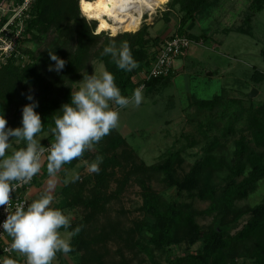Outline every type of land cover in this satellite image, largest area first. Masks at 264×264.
I'll list each match as a JSON object with an SVG mask.
<instances>
[{
	"label": "rangeland",
	"instance_id": "obj_1",
	"mask_svg": "<svg viewBox=\"0 0 264 264\" xmlns=\"http://www.w3.org/2000/svg\"><path fill=\"white\" fill-rule=\"evenodd\" d=\"M159 1L158 9L153 14L144 12L141 21V25L146 23L150 29H160L162 26L163 31H169L164 39L160 38V45L154 48V52L161 49L162 41L174 34L181 18L177 10H172L165 16L166 2L161 0V4ZM12 2L15 3L13 0L1 1L0 17L2 6ZM251 2L252 0H221L208 15L189 24L186 28V34L192 42L189 49L198 53V57L190 54L189 61L200 58L201 63L189 66L184 73L164 78L155 86L141 89L144 99L139 107L130 104L127 108L119 109L112 105L120 113L119 126L114 130L123 139L124 145L112 151L108 146V138H103L93 149L88 150V159L79 160L71 170L63 168V175L67 178L64 185L72 183L73 176L78 174L80 178L76 180L77 193L88 202L95 198L97 203L91 206L92 209L67 207L61 211L70 216L71 225L83 224L87 241H84L83 246L94 244L99 248L96 252L101 253L99 259L86 250L78 255L68 254L64 264H170L185 262L188 255L199 251L201 244L188 246L184 242H177L165 252L155 251L149 244L151 236L147 232L154 220L146 213V209L156 201L159 209L164 211L173 200L181 207L185 206V212L194 215L195 222L201 228L207 230L215 224V214H205L210 203L186 193L176 197L174 189L165 180L162 169L165 162L173 156L177 179L183 180L208 155L218 162L229 163L231 149L218 148L212 152L207 145L221 138L231 112L241 122L244 116L240 108L261 110L264 107V79L258 83L254 77L261 76L264 71V61L260 54L264 51V7L250 21L247 34L237 32L244 26ZM80 13L86 21H96L95 34L103 32L97 19L85 17L81 9ZM156 31L150 30V36L155 37ZM135 32L122 29L117 33H103L108 37H115ZM201 35L208 37L204 40V46L198 45L203 43L200 41ZM17 50L19 52V42ZM19 54L22 59L20 56L16 59L21 66L30 63L29 56ZM104 70L102 63L94 62L87 74L99 76ZM209 71L213 74L206 76ZM82 79L69 87L68 98L71 97V92L79 89ZM252 93L254 96L250 97ZM218 96H223L226 100L241 101L240 105L230 104L231 111L222 122L218 120L221 110H216V114L211 115L201 112L198 106L199 102ZM38 103L40 105L39 101ZM235 126L238 130L242 123ZM97 156L103 157L101 170L99 174L90 173L87 170L88 164L94 162ZM197 173L199 192L221 186L225 177L223 172L210 173L205 169L197 170ZM263 201L264 180L259 182L253 195L233 203L230 216L223 221V226L229 227L235 219L238 222L228 235L238 233L251 219L249 211ZM67 232H61L63 238H68ZM236 254L235 263L254 264L243 258L242 252L236 251ZM59 259L56 256L53 264H58Z\"/></svg>",
	"mask_w": 264,
	"mask_h": 264
},
{
	"label": "trees",
	"instance_id": "obj_2",
	"mask_svg": "<svg viewBox=\"0 0 264 264\" xmlns=\"http://www.w3.org/2000/svg\"><path fill=\"white\" fill-rule=\"evenodd\" d=\"M1 1L3 0H0V3ZM13 1L15 4L21 2V0ZM80 1H33L27 13L28 17L24 20V30L19 40V52L29 56L30 63L21 66L18 59L12 58L5 67L0 68V109L7 120L6 127L15 129L21 126V109L30 103L25 96L32 94L35 100L40 102L36 109L44 125V131L40 135L47 133L54 139L50 129L55 127L54 118L61 115L59 112L61 106L70 102L69 87L74 82L80 81L83 78L82 75L92 69L94 62L102 63L104 69L114 75L116 85L121 94L126 97H130L134 90L141 86L143 89L149 88L164 79L146 82L140 79L141 74L148 72L159 52V49L154 52V48L160 45L161 37H151L149 25L144 23L135 33H124L115 37H108L103 32L95 34L96 21L88 22L82 17L79 9ZM220 1L165 0V16L172 10H177L181 15L172 36H187V26L198 18L208 15ZM263 7L264 0H252L244 20L245 29L242 27L237 32L247 34L250 21L263 10ZM109 41H115L118 47L127 42L134 59L138 62V67L132 72H125L116 67L110 56L102 55L103 48ZM51 52L66 62L65 68L59 73L47 70L50 65H54L49 57ZM260 54L264 61V51ZM254 77L260 83L264 79V71L261 76ZM240 102V100H226L225 97L218 96L209 101H201L198 106L201 112L211 115L216 114V110H221L218 120L222 122L226 114L231 111L230 106L240 105ZM240 112L244 116L243 120L238 122L240 120L237 119V115L231 112L228 115L229 122L221 132V138L207 145L212 152L218 148L231 149L229 163L218 162L208 155L183 180L177 179L173 156L163 166L165 180L169 187L174 189L176 197L186 193L200 201H208L210 208L205 214H215L214 217H216L215 224L206 230L195 222L194 215L185 212V206L181 207L173 200L164 211L159 209L156 201L147 206L146 213L154 220V224L147 228L151 236L149 244L155 251L165 252L177 242H184L188 246L201 244L199 251L194 255H188L185 262H170V264H237L235 263L236 251L242 252L243 258L251 260L254 264H264V201L249 211L251 219L234 236L228 235V232L236 226L237 219L233 220V224L228 225L229 227L223 226V221L230 216L233 203L253 195L259 182L264 180V107L261 110L240 108ZM237 123H242L238 130L235 126ZM104 138H108V146L112 151L124 145L123 139L115 130ZM16 146L19 148L23 145ZM89 156V151H86L83 157L65 164L62 168L71 170L79 160H86ZM201 169L208 170L210 173L223 172L225 177L222 185L199 192L197 170ZM100 180L98 177V181ZM76 184L77 181L63 185L59 193L63 201L62 208L87 209L92 205L95 206L97 203L95 198L88 202L84 197L79 196ZM78 226L81 231L79 235L71 237L73 251L69 254L78 255L86 250L94 258L99 259L101 253L96 252L99 250L96 245L86 243L87 246H83L86 240L82 223L73 224L67 231L70 232ZM61 231L65 230L61 229ZM90 243H96V241H90Z\"/></svg>",
	"mask_w": 264,
	"mask_h": 264
},
{
	"label": "clouds",
	"instance_id": "obj_3",
	"mask_svg": "<svg viewBox=\"0 0 264 264\" xmlns=\"http://www.w3.org/2000/svg\"><path fill=\"white\" fill-rule=\"evenodd\" d=\"M102 55L110 56L119 70L132 72L138 67L127 42L118 47L115 41H109ZM49 57L54 62L48 67L49 72L59 73L65 68L66 62L53 52ZM82 77L79 89L71 92L70 102L62 105L61 115L54 118L55 127L50 129L54 142L47 147L41 144L44 125L40 114L35 111L39 103L34 95L25 96L30 103L21 109L20 127H6L7 120L0 109V206L8 207L15 189L30 183L41 171L45 153L47 172L51 176L65 164L83 157L86 151L93 149L119 126L120 113L112 105L124 109L130 104L139 107L143 102L141 88L135 89L131 97L122 95L114 75L107 70L99 76L85 72ZM16 145L23 146L18 148ZM102 163L103 157L97 156L88 164V172L99 174ZM79 178L78 174L74 175L72 182ZM54 200L49 189L26 207L17 206L0 223V234L7 233L11 237V249L25 257L26 264H53L57 253L68 255L73 251L71 237L79 235L81 228L72 229L67 232L68 238H63L60 230L67 231L72 227L71 218L52 207ZM0 264L17 262L5 258Z\"/></svg>",
	"mask_w": 264,
	"mask_h": 264
},
{
	"label": "built area",
	"instance_id": "obj_4",
	"mask_svg": "<svg viewBox=\"0 0 264 264\" xmlns=\"http://www.w3.org/2000/svg\"><path fill=\"white\" fill-rule=\"evenodd\" d=\"M34 0H21L17 4H7L2 6L0 17V67L5 66L12 58L16 59L20 56L17 48L18 42L23 33V23L28 17L29 6ZM192 42L188 36H172L163 41L161 49L149 70L145 74L140 75L141 81H149L160 78H168L174 76V63L177 59L185 55ZM202 45V43H200ZM22 59V57L20 56ZM143 89V86L140 87ZM54 142V139L43 146L47 147ZM46 155L42 159V167L46 164ZM42 169V168H41ZM40 172L32 178L30 183L23 184L15 189L11 194L12 203L7 206H0V223H2L8 214H12L19 205L25 207L29 204L27 192L38 178ZM7 207V208H6ZM7 233L0 234V261L10 258L14 251L11 249V240H7Z\"/></svg>",
	"mask_w": 264,
	"mask_h": 264
},
{
	"label": "bare ground",
	"instance_id": "obj_5",
	"mask_svg": "<svg viewBox=\"0 0 264 264\" xmlns=\"http://www.w3.org/2000/svg\"><path fill=\"white\" fill-rule=\"evenodd\" d=\"M159 2L162 4L161 0ZM158 5V0L80 1V9L85 17L97 19L103 32L113 33L122 29L135 32L141 25L144 12L153 14Z\"/></svg>",
	"mask_w": 264,
	"mask_h": 264
},
{
	"label": "crops",
	"instance_id": "obj_6",
	"mask_svg": "<svg viewBox=\"0 0 264 264\" xmlns=\"http://www.w3.org/2000/svg\"><path fill=\"white\" fill-rule=\"evenodd\" d=\"M163 28L164 27L161 26L160 29H153L152 28L150 30H157L156 31L157 35L155 37L160 36L161 39H164V37L167 35V33L169 34V31L165 32V31H163ZM205 39H208V37H206L205 35H201L200 41H202L203 43H202V45L201 44H198V45L204 46V40ZM190 54H193L195 57H198V55H197L198 53L192 52L189 49L185 55H183L182 57H180L179 59H177L175 61V63H174L175 74L174 75L184 73L185 70L189 66H195L196 64L198 65L201 63V61H199L200 58H197L196 60H193V61H189V55ZM212 74H213V72H210V71L206 72V76H211ZM40 138L42 139L41 144L42 143H48V142L53 140L50 137V134H47V133L40 135ZM63 172H64V170H63V168H61V170H59L57 173L50 176L47 172V167L45 164L42 167L38 178L35 180V182L33 183V185L29 188V190L27 192V198H28L29 204L33 200L40 198L43 194H45L46 191L51 189V192L55 197V200L53 202L52 207L58 208L61 210L63 201H62V198L59 196V193L62 190L64 183H66V181H67V178L65 177V175H63ZM61 232H63V231H61ZM6 238H7V240H11V237H9L8 235ZM57 257L60 258L58 264H60L61 261H63V264L65 263L66 255L63 254L61 256V254L58 253ZM10 258L16 260L17 264H26L25 257H23L22 255H20L19 253L15 252V251Z\"/></svg>",
	"mask_w": 264,
	"mask_h": 264
},
{
	"label": "water",
	"instance_id": "obj_7",
	"mask_svg": "<svg viewBox=\"0 0 264 264\" xmlns=\"http://www.w3.org/2000/svg\"><path fill=\"white\" fill-rule=\"evenodd\" d=\"M254 96L253 93L250 95V97Z\"/></svg>",
	"mask_w": 264,
	"mask_h": 264
}]
</instances>
